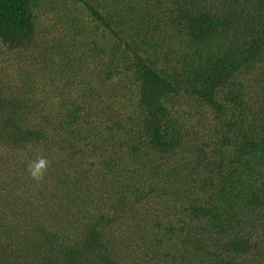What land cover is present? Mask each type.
<instances>
[{"label": "trees", "instance_id": "trees-1", "mask_svg": "<svg viewBox=\"0 0 264 264\" xmlns=\"http://www.w3.org/2000/svg\"><path fill=\"white\" fill-rule=\"evenodd\" d=\"M0 264H264V0H0Z\"/></svg>", "mask_w": 264, "mask_h": 264}, {"label": "clouds", "instance_id": "clouds-1", "mask_svg": "<svg viewBox=\"0 0 264 264\" xmlns=\"http://www.w3.org/2000/svg\"><path fill=\"white\" fill-rule=\"evenodd\" d=\"M27 151H31V145L26 144ZM50 166V161L43 155H38L34 158H30L27 163V172L29 176L36 182H41L45 179L47 171Z\"/></svg>", "mask_w": 264, "mask_h": 264}]
</instances>
